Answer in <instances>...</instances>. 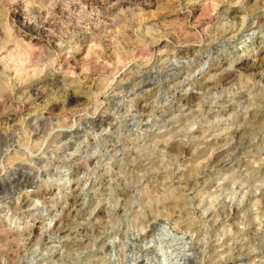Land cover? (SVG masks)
<instances>
[{"label": "rangeland", "instance_id": "obj_1", "mask_svg": "<svg viewBox=\"0 0 264 264\" xmlns=\"http://www.w3.org/2000/svg\"><path fill=\"white\" fill-rule=\"evenodd\" d=\"M162 259L264 264V0H0V264Z\"/></svg>", "mask_w": 264, "mask_h": 264}, {"label": "bare ground", "instance_id": "obj_2", "mask_svg": "<svg viewBox=\"0 0 264 264\" xmlns=\"http://www.w3.org/2000/svg\"><path fill=\"white\" fill-rule=\"evenodd\" d=\"M232 29V28H231ZM238 29V28H237ZM222 30H224V29H222ZM236 30V29H235ZM219 32V31H218ZM222 33V32H221ZM166 61V60H165ZM163 63V62H162ZM164 64V63H163ZM160 69V68H159ZM163 69V68H162ZM28 88H29V90H30V92L32 93V94H37L38 92L40 93V91H38L36 88H33L32 87V85H30V86H28ZM256 111V110H255ZM257 113V112H256ZM232 134H233V131H232ZM214 139L215 138H219V137H216V136H214L213 137ZM213 140V139H212ZM209 144V143H208ZM221 149H223V148H216V150L212 153V159L213 160H215V159H217L218 157H219V154L221 153ZM220 163H223V161H221ZM12 170V169H11ZM11 170H8V171H11ZM14 170V169H13ZM18 172V171H17ZM6 175H7V173H6ZM9 175V180L11 181V182H16L17 183V185L18 184H27V183H30V182H32V178L31 177H28V176H26L25 174H23V173H19V174H15V173H11L10 172V174H8ZM7 175V176H8ZM13 198V197H12ZM14 200L13 201H11V204H12V206H14V207H17V208H22V207H24L25 205H26V203H27V201H28V198H27V196L26 195H21V196H18L17 198H13ZM58 227V226H57ZM61 229V228H60ZM61 231H62V229H61ZM161 264H169V260H165V259H162V262H161Z\"/></svg>", "mask_w": 264, "mask_h": 264}]
</instances>
